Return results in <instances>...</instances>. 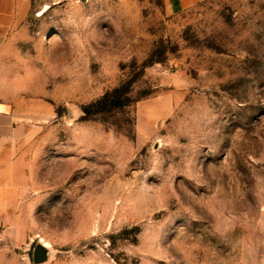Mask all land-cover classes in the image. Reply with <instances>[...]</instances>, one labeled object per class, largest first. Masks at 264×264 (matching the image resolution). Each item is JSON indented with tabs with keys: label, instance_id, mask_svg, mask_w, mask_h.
<instances>
[{
	"label": "rangeland",
	"instance_id": "374dc122",
	"mask_svg": "<svg viewBox=\"0 0 264 264\" xmlns=\"http://www.w3.org/2000/svg\"><path fill=\"white\" fill-rule=\"evenodd\" d=\"M26 25L0 264H264V0H40Z\"/></svg>",
	"mask_w": 264,
	"mask_h": 264
},
{
	"label": "crops",
	"instance_id": "0c3cea01",
	"mask_svg": "<svg viewBox=\"0 0 264 264\" xmlns=\"http://www.w3.org/2000/svg\"><path fill=\"white\" fill-rule=\"evenodd\" d=\"M39 1L0 0V163L20 160L17 146H22L24 124L15 99L31 81L21 68V45L28 33L26 22ZM4 172L0 168V177Z\"/></svg>",
	"mask_w": 264,
	"mask_h": 264
},
{
	"label": "built area",
	"instance_id": "2783aa9c",
	"mask_svg": "<svg viewBox=\"0 0 264 264\" xmlns=\"http://www.w3.org/2000/svg\"><path fill=\"white\" fill-rule=\"evenodd\" d=\"M51 4H62V3H73V4H82V3H91L94 0H48Z\"/></svg>",
	"mask_w": 264,
	"mask_h": 264
},
{
	"label": "water",
	"instance_id": "95a60500",
	"mask_svg": "<svg viewBox=\"0 0 264 264\" xmlns=\"http://www.w3.org/2000/svg\"><path fill=\"white\" fill-rule=\"evenodd\" d=\"M43 249L41 248H39L38 249V251H37V253H36V261H40V260H42V258H43Z\"/></svg>",
	"mask_w": 264,
	"mask_h": 264
}]
</instances>
